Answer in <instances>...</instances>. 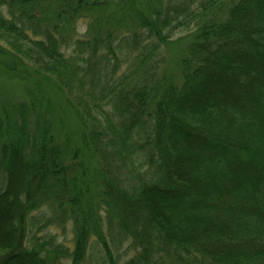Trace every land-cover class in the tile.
I'll return each instance as SVG.
<instances>
[{
	"label": "trees",
	"instance_id": "trees-1",
	"mask_svg": "<svg viewBox=\"0 0 264 264\" xmlns=\"http://www.w3.org/2000/svg\"><path fill=\"white\" fill-rule=\"evenodd\" d=\"M120 1L0 0V43L35 86L26 106L0 108V264H82L93 240L102 264H264V0H199L172 27L159 8L143 16L161 43L194 24L177 84L151 66L160 42L122 66L101 52L105 37L71 35ZM75 87L91 91L78 101L93 123L83 148L114 170L93 173L37 109L38 95Z\"/></svg>",
	"mask_w": 264,
	"mask_h": 264
},
{
	"label": "rangeland",
	"instance_id": "rangeland-1",
	"mask_svg": "<svg viewBox=\"0 0 264 264\" xmlns=\"http://www.w3.org/2000/svg\"><path fill=\"white\" fill-rule=\"evenodd\" d=\"M199 0H121L119 3L115 2L112 4H107L103 8L98 9L97 12L91 14V16L80 18L77 20L75 28L71 35L76 34L81 40L93 38L98 33L100 37H105V39L100 42L101 52H107L104 57H109L115 59L118 58L117 62L122 66H127L136 60L138 53L141 51L142 46L146 45L148 42L159 43L158 53L151 55V66L157 72L158 78L163 77L171 83H180L182 81L181 75V61L187 54L189 45L193 41V35L189 32H194V24L191 23L190 26L183 25L173 33L171 38L161 43L153 34L148 30L140 29V19L143 16L151 14L154 9H161L163 16L169 15L173 17H178L171 22V27L178 20H184L187 18L188 13L197 7ZM51 7V6H50ZM170 27V28H171ZM194 29V30H193ZM148 33L151 35V39L148 38ZM141 39L139 47L135 45V39ZM95 39L93 38V41ZM75 42L72 43L69 51H72L76 47ZM99 44V45H100ZM111 45V46H110ZM5 42L0 43V108L8 107L20 102L19 109L26 106L32 97L29 93V89L35 87L34 82L30 75V66L26 65L23 67H18V70L14 71V58L12 55L7 53L5 49ZM136 46L137 48H134ZM149 49V48H148ZM105 61V59H102ZM113 62V61H112ZM25 65V64H24ZM29 68H28V67ZM28 72V75H27ZM73 93L71 96L69 94L57 93L56 96L50 98V95L46 93L45 89L42 88L41 92L45 91V95L42 96V100L38 102L37 109L44 114V118H47L54 125L55 132L58 136L59 141L69 146L70 148H79L82 152V158L89 163L93 173L97 171L102 173L103 170L107 169L114 170V167L119 165V162L110 158L109 155L98 153L92 157V153L84 146L86 140H89L91 136V122L88 116V122L91 126L85 127L81 120V117L77 112L82 110V105L80 102L85 97L91 94L90 92H85L80 88H73ZM71 98H70V97ZM80 96L82 99H80ZM75 99V101H74ZM78 99V100H77ZM105 108L108 110L112 108V105H107ZM37 115V119L38 116ZM95 121L101 125H96L99 129L106 130L109 132L110 128L106 122V117L103 115L102 111L94 109ZM40 119V118H39ZM111 131V130H110ZM85 134L87 137L85 138ZM98 143H104L106 147H110L106 144L105 138L101 136L94 137ZM84 144V145H83ZM107 152V151H106ZM111 162V164L108 163ZM121 164V163H120ZM112 168H111V167ZM53 215V212H49ZM40 216V221L47 219L45 216V210L37 212ZM56 226L53 228L55 229ZM71 228H66L65 231L59 230L58 241L66 242L71 239L72 231ZM46 233V227L44 228ZM55 231V230H54ZM121 254H125V248H119ZM128 255V254H127ZM104 257V251L97 244L95 240L92 241L90 249L88 251L87 257L82 264H102ZM126 259V258H124Z\"/></svg>",
	"mask_w": 264,
	"mask_h": 264
}]
</instances>
